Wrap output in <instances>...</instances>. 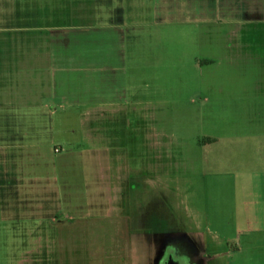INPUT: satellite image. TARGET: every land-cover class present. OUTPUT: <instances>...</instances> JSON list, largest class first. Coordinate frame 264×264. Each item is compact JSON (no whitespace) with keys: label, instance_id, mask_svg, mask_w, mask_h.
I'll return each instance as SVG.
<instances>
[{"label":"rangeland","instance_id":"obj_1","mask_svg":"<svg viewBox=\"0 0 264 264\" xmlns=\"http://www.w3.org/2000/svg\"><path fill=\"white\" fill-rule=\"evenodd\" d=\"M210 1H202L209 12L241 2L252 17L264 12V0ZM123 2L0 0V40L11 41L15 70L9 80L0 72V86L3 80L13 88L17 104L0 108V150L10 142L28 146L23 159H8L20 153L16 148L0 151V169L17 167V173L23 166L21 178L39 189L36 195L29 184L27 198V187L7 196L0 188V264H20L23 255L28 264L129 261L122 259L127 246L113 202L125 159L102 153L106 143L89 120L107 102L146 108V124L164 136L174 159L183 153L186 164L177 174L204 220L228 237L230 264H264V63L258 58L264 31L243 25L237 38L251 46L231 53L233 32L180 13V0H135L148 13L141 23L150 26L151 38L143 37L145 47H116L113 41L132 31L130 19H116L123 13L114 7ZM16 6L28 14L12 15ZM107 9L115 23L129 26L110 27ZM152 42L160 44L154 55ZM15 121L21 126L6 125ZM134 145L140 150V140Z\"/></svg>","mask_w":264,"mask_h":264},{"label":"flooded vegetation","instance_id":"obj_2","mask_svg":"<svg viewBox=\"0 0 264 264\" xmlns=\"http://www.w3.org/2000/svg\"><path fill=\"white\" fill-rule=\"evenodd\" d=\"M121 16L116 19L124 21ZM145 110L123 102L109 104L89 118L93 117L96 126L92 129L106 143L102 153L113 161L125 159L117 183L118 198L113 200L122 223L121 239L127 246L122 259H129L122 264H230L227 242L204 220L184 184L186 179L177 174L186 164L183 153L174 159L164 136L146 124ZM139 140L137 151L134 143ZM52 264L59 263L54 260Z\"/></svg>","mask_w":264,"mask_h":264},{"label":"crops","instance_id":"obj_3","mask_svg":"<svg viewBox=\"0 0 264 264\" xmlns=\"http://www.w3.org/2000/svg\"><path fill=\"white\" fill-rule=\"evenodd\" d=\"M121 1L122 0H120V3H121ZM152 1L153 0H147V2H152ZM155 1L156 0H154V2ZM159 1H161V0H159ZM202 1L203 0H199V3L196 5L195 0H188V1L180 0L178 10L180 13H182L184 15H189V16L199 15V17L202 20H208V21L212 20L216 24L227 26L228 30L226 31V34L230 35L231 34L230 32L234 33V35L232 33V35H231L232 37L230 36L231 40L228 41L229 46L232 47L231 53H233V51L237 50L239 54H244V52L242 53L241 48H245V47L250 48V46H251V41H245L242 39L238 40V38H237V34L239 33V31L243 30V27H244L243 25L248 24V26H253V30L259 31L260 34L262 33V30L264 31V12L261 14V16L260 15H258V16L254 15L252 17V14L247 9L246 3L241 2V3H236L235 5L232 4V7H230V8L227 7L228 9H223L221 12L215 11L216 9H212L209 12L204 7V6H208L207 5L208 2H202ZM206 1H209V5H210L211 1L210 0H206ZM214 1H213V5L215 6ZM134 2H135V0H124V2L122 4L124 8L121 5L114 7L117 10V12L122 11L123 16L125 14L124 18L130 19V22L132 21V23H129L130 29L132 28V31H131L132 33L131 32L128 33L130 35V37L126 38V39L122 38L123 40H120V38L115 39L113 41V43L115 44L116 47L117 46L118 47H123V46L137 47V45H142L143 47H145L146 46V44H145L146 38H143V37L147 36L149 39L151 38L150 26L141 23L142 21H144V20H141V17H145L147 19L148 13H146V10H144L143 7H141L138 4H135ZM189 4L192 5L193 7L187 8ZM159 5H160V3H159ZM166 5L169 6L166 3L165 4L161 3L160 8L166 9V8H163ZM257 6H259V4H257ZM18 8L20 9L19 6L14 7L15 11H17V12H14L11 14L12 15H15V14L19 15L21 13L28 14V10L26 12L23 11L24 9H27V8H23V10L20 9L21 12L16 10ZM150 11L151 10H149V15H150ZM191 11H194V12L191 13ZM109 12L110 11L107 9L110 27L114 26L117 28V30H118V28L121 29L122 25H119L118 23H115V21H112L111 15L109 14ZM247 12L250 14V16L247 15ZM29 14H39V10L36 12H29ZM112 14L115 15L113 12H112ZM211 16L214 18H211ZM116 17H117V15H116ZM149 18H151V17H149ZM120 20H117V22H120ZM127 26H129V25L124 26V28H126ZM259 42H260V47L263 46V54H259L258 58L261 59L260 60L261 63H264V38L259 39ZM152 43H153V45L150 47L148 54L151 53L154 55V54H156V48H157L156 46H160V44L154 43V42H152ZM10 47H11V41L9 40V38H1V40H0V72L5 74L6 77H8V80L10 78L9 75L12 72V70H10V68H9V66H10L9 53L11 52ZM245 55L249 56L250 53L245 54ZM14 71L12 72V75H13ZM259 75H260L259 76V78H260L259 84L262 87V89L259 88V91L262 92V94H261V97H262L264 95V70L260 71ZM8 80H7V84H8ZM5 84H6V82L3 83V80H2L1 86H0V108L2 105H4V107H7L11 103L14 105H17L11 101V93L13 91V88L5 86ZM262 102H263L262 104L264 105V98L262 99ZM109 104L120 105V104H123V102H107V103L103 104L104 105L103 107L108 106ZM6 125L7 126L8 125L9 126H21L18 121H15L12 123L9 122V123H6ZM260 127H261V129H260L259 134L263 137L264 136V118L261 120ZM13 134H15V132H13ZM261 140L263 142L260 140H259V142H261L263 144L262 147H264V137L261 138ZM26 146L24 145V143L16 144V143L10 142L6 146H4L2 148V150H0V151L7 153V149L12 150V149L16 148L20 151V153H17L14 157H12V155H10L8 157V159H13V158L16 160L17 159H23L27 156V153H25V150H24V148ZM29 149H30V147H29ZM22 167L18 168L17 173H16L17 167L0 169V188L2 189V192L5 194V196H7L8 194H11V193H15L17 190V186L20 185L23 192L27 187L25 193L27 194V198H28L29 197V184H31L35 187L36 195L39 194V189L37 186L32 184V182L29 183V181H26L25 179L23 180L21 178V176L23 174L26 175L25 171L22 170ZM34 172H36V171H32L31 173L33 174ZM17 174L18 175L20 174V178H14V176H16ZM216 230H218V229H216ZM219 236L221 237V239H224L227 242V244H229L227 241L228 237L226 235L219 234ZM21 261H20L21 262L20 264H22V263L25 264L24 263L25 261H26V264H28L27 261H29V259L23 255Z\"/></svg>","mask_w":264,"mask_h":264}]
</instances>
